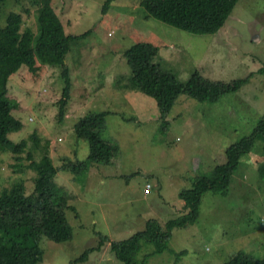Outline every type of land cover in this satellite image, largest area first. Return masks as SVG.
<instances>
[{"label":"rangeland","instance_id":"obj_1","mask_svg":"<svg viewBox=\"0 0 264 264\" xmlns=\"http://www.w3.org/2000/svg\"><path fill=\"white\" fill-rule=\"evenodd\" d=\"M107 1L51 0L67 34L76 37L89 31L71 43L66 56L72 89L63 122L58 119L65 87L62 68L39 64L34 73L23 67L8 83L12 114L23 123L10 140L17 145L26 142L27 148L19 156L0 154V193L20 181L27 194L34 191L36 174L28 168L29 156L36 162L48 156L58 169L88 161L90 144L76 138L75 125L91 112L109 113L105 138L120 146L112 166L94 165L79 175L61 171L55 176L70 198L66 215L74 237L59 244L43 237L44 258L39 264H71L100 246L99 233L110 242L78 264H122L112 242L143 231L150 218L166 224L183 215L180 193L200 175L226 164L227 149L251 135L264 114V74L259 72L264 68V0H239L214 34H194L148 17L143 0H118L104 13ZM40 2L10 0L0 5V26L6 25L11 11L19 12L22 31L30 28L37 37ZM139 42L158 46L156 62L183 82L195 71L226 83L253 78L214 103L181 96L161 134L157 101L119 85L123 76L131 75L125 52ZM261 162L259 152L245 156L228 192L206 193L197 222L176 229L169 249L147 264H225L238 251L263 259ZM153 250L155 246L145 244L139 264Z\"/></svg>","mask_w":264,"mask_h":264},{"label":"trees","instance_id":"obj_2","mask_svg":"<svg viewBox=\"0 0 264 264\" xmlns=\"http://www.w3.org/2000/svg\"><path fill=\"white\" fill-rule=\"evenodd\" d=\"M9 1L0 0V5ZM116 1L118 0H108L103 6L104 13ZM238 2L239 0H143L141 6L148 17L194 34H214L226 24ZM40 3L37 37L30 28L22 31L23 16L19 12L11 11L6 25L0 26V154L19 156L27 148L26 142L17 145L10 140L12 134L20 133L23 129V123L13 116V108L8 99L10 78L23 67L34 73L39 64L62 68L65 87L58 102V119L63 122L72 89L66 56L72 42L89 34V31L76 37L67 34L51 0H41ZM159 53L160 48L151 43L139 42L133 45L125 52L131 75L128 78L123 76L119 85L120 88L141 92L157 101L162 121L161 134L169 125L167 117L181 96L186 95L198 102L214 103L225 95L238 92L253 78L226 83L212 81L195 71L189 81L183 82L174 72L156 62ZM259 72L264 74V68ZM108 114L91 112L75 125L76 138L90 144L88 161L69 162L58 169L52 165L48 156L39 162L29 156L31 164L28 168L36 174L34 191L27 194L25 184L20 181L0 193V264H39L44 258L40 245L43 237L58 244L73 239V227L66 215V211L71 208L70 198L68 192L55 183L54 178L61 171L79 175L89 171L94 165H113L119 156L120 146L105 138ZM255 152L262 156L258 176L264 183V114L251 135L227 149L226 164L216 166L210 172H203V175L192 181L191 188L180 193L184 201L183 215L171 218L166 224L159 218H150L143 231L128 239L112 242L116 259L122 264H139L137 257L145 244L155 246V250L145 255L142 264H147L152 256L165 253L176 229H185L197 222L203 196L208 192L227 193L243 158ZM99 235L100 246L88 249L71 264L86 261L93 252L101 250L110 242L108 236ZM184 253L186 252L183 251L182 254ZM225 264H264V258L259 259L245 251H238Z\"/></svg>","mask_w":264,"mask_h":264}]
</instances>
